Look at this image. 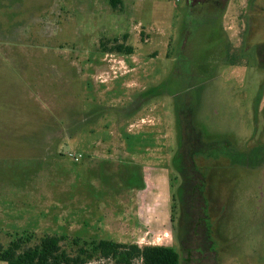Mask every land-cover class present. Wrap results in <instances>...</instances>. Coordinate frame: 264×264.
<instances>
[{
	"label": "rangeland",
	"instance_id": "1",
	"mask_svg": "<svg viewBox=\"0 0 264 264\" xmlns=\"http://www.w3.org/2000/svg\"><path fill=\"white\" fill-rule=\"evenodd\" d=\"M120 1L0 11V244L65 235L70 252L80 238L264 264V0ZM143 165L163 227L138 214Z\"/></svg>",
	"mask_w": 264,
	"mask_h": 264
},
{
	"label": "trees",
	"instance_id": "2",
	"mask_svg": "<svg viewBox=\"0 0 264 264\" xmlns=\"http://www.w3.org/2000/svg\"><path fill=\"white\" fill-rule=\"evenodd\" d=\"M114 6L120 0H112ZM126 38V37H125ZM111 51L132 55L134 48L115 40ZM185 159L190 164L191 154L184 141ZM173 222V219H171ZM33 235L19 237L11 241L6 247L0 244V262L6 264H88L93 260H112L116 264H180V254L171 246L125 244L111 240L82 241L72 239L71 245L75 252L66 249L68 237L65 235H45L38 243L29 246Z\"/></svg>",
	"mask_w": 264,
	"mask_h": 264
},
{
	"label": "crops",
	"instance_id": "3",
	"mask_svg": "<svg viewBox=\"0 0 264 264\" xmlns=\"http://www.w3.org/2000/svg\"><path fill=\"white\" fill-rule=\"evenodd\" d=\"M27 2L31 3L33 2V0H0V11L1 12L23 11L24 10L23 7L26 5ZM143 168L145 171H148V172L145 176H143L144 185L141 187V190L139 191V197H138L139 200L137 202L138 209H139L138 214L144 213L143 218L140 217L143 219L144 224H151L153 220L154 228L163 227L164 226L163 220H162V217H160L158 213V209H157L158 198H156V195L158 196L159 194L156 193V185L154 186L153 183L150 181V179H152V177L155 176L154 173L156 169L155 170L151 169L152 167H149L146 165H143ZM128 177H130L129 172H128ZM161 177L162 175L159 178Z\"/></svg>",
	"mask_w": 264,
	"mask_h": 264
},
{
	"label": "built area",
	"instance_id": "4",
	"mask_svg": "<svg viewBox=\"0 0 264 264\" xmlns=\"http://www.w3.org/2000/svg\"><path fill=\"white\" fill-rule=\"evenodd\" d=\"M72 156L75 159V161H79V159L82 157L81 154H79V155H72Z\"/></svg>",
	"mask_w": 264,
	"mask_h": 264
},
{
	"label": "flooded vegetation",
	"instance_id": "5",
	"mask_svg": "<svg viewBox=\"0 0 264 264\" xmlns=\"http://www.w3.org/2000/svg\"><path fill=\"white\" fill-rule=\"evenodd\" d=\"M197 1H199V0H197ZM196 1V2H197ZM217 2H218V4L221 6L222 4H224V2L226 1V0H216Z\"/></svg>",
	"mask_w": 264,
	"mask_h": 264
}]
</instances>
